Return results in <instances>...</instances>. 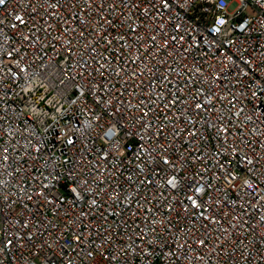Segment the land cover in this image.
Instances as JSON below:
<instances>
[{
	"label": "built area",
	"instance_id": "obj_1",
	"mask_svg": "<svg viewBox=\"0 0 264 264\" xmlns=\"http://www.w3.org/2000/svg\"><path fill=\"white\" fill-rule=\"evenodd\" d=\"M0 264H264V0H2Z\"/></svg>",
	"mask_w": 264,
	"mask_h": 264
},
{
	"label": "snow or ice",
	"instance_id": "obj_2",
	"mask_svg": "<svg viewBox=\"0 0 264 264\" xmlns=\"http://www.w3.org/2000/svg\"><path fill=\"white\" fill-rule=\"evenodd\" d=\"M0 2H2V0H0Z\"/></svg>",
	"mask_w": 264,
	"mask_h": 264
}]
</instances>
